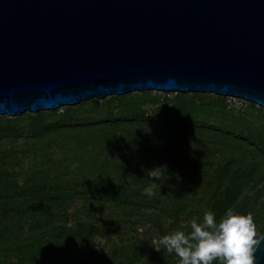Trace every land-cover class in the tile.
I'll return each instance as SVG.
<instances>
[{"label": "trees", "instance_id": "16d2710c", "mask_svg": "<svg viewBox=\"0 0 264 264\" xmlns=\"http://www.w3.org/2000/svg\"><path fill=\"white\" fill-rule=\"evenodd\" d=\"M227 99L150 90L0 115V264H178L160 238L229 208L264 234V108Z\"/></svg>", "mask_w": 264, "mask_h": 264}, {"label": "water", "instance_id": "95a60500", "mask_svg": "<svg viewBox=\"0 0 264 264\" xmlns=\"http://www.w3.org/2000/svg\"><path fill=\"white\" fill-rule=\"evenodd\" d=\"M150 90L264 108V0H0V115Z\"/></svg>", "mask_w": 264, "mask_h": 264}, {"label": "clouds", "instance_id": "9594fccd", "mask_svg": "<svg viewBox=\"0 0 264 264\" xmlns=\"http://www.w3.org/2000/svg\"><path fill=\"white\" fill-rule=\"evenodd\" d=\"M165 165L145 169L153 186L161 179ZM148 195L152 193L149 191ZM206 212L201 221L193 218L190 231L174 230L163 235L159 243L167 253H174L178 264H256L255 253L264 241L251 213L240 214L227 209L219 221Z\"/></svg>", "mask_w": 264, "mask_h": 264}, {"label": "rangeland", "instance_id": "374dc122", "mask_svg": "<svg viewBox=\"0 0 264 264\" xmlns=\"http://www.w3.org/2000/svg\"><path fill=\"white\" fill-rule=\"evenodd\" d=\"M227 103L232 106L233 108H235L236 110H242L246 107L245 103H243L242 101H237V100H227ZM65 107V106H64ZM63 107H60L58 109H61Z\"/></svg>", "mask_w": 264, "mask_h": 264}]
</instances>
